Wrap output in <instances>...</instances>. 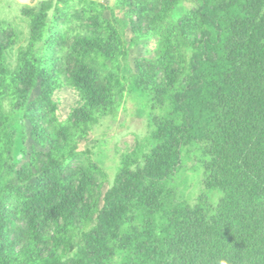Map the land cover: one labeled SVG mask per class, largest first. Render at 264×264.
I'll return each mask as SVG.
<instances>
[{
	"label": "trees",
	"instance_id": "obj_1",
	"mask_svg": "<svg viewBox=\"0 0 264 264\" xmlns=\"http://www.w3.org/2000/svg\"><path fill=\"white\" fill-rule=\"evenodd\" d=\"M20 15L25 37L0 19V264H264V0ZM129 98L145 132L111 178Z\"/></svg>",
	"mask_w": 264,
	"mask_h": 264
},
{
	"label": "rangeland",
	"instance_id": "obj_2",
	"mask_svg": "<svg viewBox=\"0 0 264 264\" xmlns=\"http://www.w3.org/2000/svg\"><path fill=\"white\" fill-rule=\"evenodd\" d=\"M35 1L39 0H0V19H7L16 26L20 31H22L23 37L28 33L27 24L22 19L20 15L21 8L26 4H33ZM108 1L113 3L114 0H100ZM17 48H14L10 54L9 62L15 65L17 60ZM127 112H122L120 116L124 119V125L121 127H115V132L111 135L110 138L105 140L103 151L106 154L105 156V168L108 171L111 178L114 177L116 173L117 166L119 164V154L115 150V146L120 139L130 140L133 137V134L144 135L146 119L141 112L139 111L137 105L130 100L126 104ZM142 109V107H141Z\"/></svg>",
	"mask_w": 264,
	"mask_h": 264
},
{
	"label": "clouds",
	"instance_id": "obj_3",
	"mask_svg": "<svg viewBox=\"0 0 264 264\" xmlns=\"http://www.w3.org/2000/svg\"><path fill=\"white\" fill-rule=\"evenodd\" d=\"M221 264H226V262L225 261H221Z\"/></svg>",
	"mask_w": 264,
	"mask_h": 264
}]
</instances>
